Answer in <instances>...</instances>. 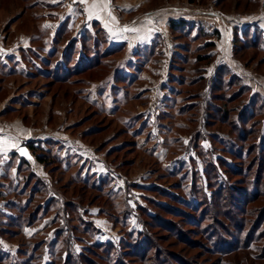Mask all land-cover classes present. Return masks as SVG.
I'll return each instance as SVG.
<instances>
[{
	"label": "rangeland",
	"instance_id": "obj_1",
	"mask_svg": "<svg viewBox=\"0 0 264 264\" xmlns=\"http://www.w3.org/2000/svg\"><path fill=\"white\" fill-rule=\"evenodd\" d=\"M112 6L118 17L116 22L109 17L105 24L110 20L118 26L122 23L115 34L102 25L105 33L98 32L83 5L63 6L62 0H0V122L24 137L17 141L20 144L15 143L18 147L10 146L11 153L1 154L0 150V261L5 264L59 260L66 256L63 240L69 238L71 248L78 252L101 243L120 248L125 233L136 237L146 229L139 217L146 211L141 208L180 222L179 217L159 209V203L193 215L196 197L201 198V191L211 192L206 178L197 180L192 188L195 174L205 177V160L211 157L218 164V157L225 156L235 163L211 137L200 141L201 153L195 148L193 134L203 127V120L202 113L194 114L197 108L193 110V105L206 77L227 65L253 94L264 97V51L235 46V29L224 26L249 22L238 29L240 38L247 25L254 31L261 27L258 24L264 26V0H112ZM161 6L163 11L151 12L153 31L142 28L140 13ZM171 19L187 20L190 26L194 22L196 28L173 31ZM65 23L60 53L48 61L51 41ZM199 29H205L208 36L194 37ZM214 30L220 34L211 37ZM86 31V52L91 54L98 32L97 55L107 66L69 72L68 66L77 60L62 62L61 52ZM209 42L215 44L213 59L200 63L196 56L208 52L204 43ZM120 44L124 46L118 53L105 52ZM59 63L64 68L60 72L56 71ZM197 76L204 80L197 83ZM207 130L235 139L224 125ZM208 131L206 135H210ZM28 140L43 148L42 152L52 149L58 163L51 159L45 165L33 156L29 166L19 172L18 161L14 163L11 156ZM32 171L37 180L30 178ZM43 181L53 186L45 188ZM94 182L103 183L102 191L92 190ZM52 187L59 188L62 195L47 210L55 195L49 191ZM31 194L36 203L30 214L31 210L21 209ZM71 200L76 201L79 218L65 208V202ZM235 201L244 205L239 195ZM38 203L47 208L35 212ZM251 206L259 213L263 209L264 215V197ZM211 216L214 213L205 224ZM182 225L187 243L164 229L154 227L153 232L169 253L198 264L217 263L204 249H193V239L200 240L193 233L196 229Z\"/></svg>",
	"mask_w": 264,
	"mask_h": 264
},
{
	"label": "trees",
	"instance_id": "obj_2",
	"mask_svg": "<svg viewBox=\"0 0 264 264\" xmlns=\"http://www.w3.org/2000/svg\"><path fill=\"white\" fill-rule=\"evenodd\" d=\"M190 23L187 20L171 19L170 28L173 31H177L185 27L190 29L192 26L194 30L196 24L193 22V25L190 26ZM93 25L97 27L98 32L105 33L99 21H94ZM234 29L235 46H239L243 50L250 45L249 47L252 49L264 51L263 28L256 26L254 31L252 25H247L242 29L243 36L241 38L239 28L235 27ZM87 32L80 38L70 41L61 52L62 62H67L70 59L71 61L73 59L77 60L71 65V68L68 66L69 72L78 71V73H85L94 68L103 69L107 66V63L102 62L104 58H98L97 55L99 53L97 47L98 32L96 33V38L93 39L92 45L94 49H91V54L86 52L89 49L86 46L89 41ZM215 32L217 36L220 34L218 30H214L210 36L216 35ZM63 34H66V23L60 27L51 41L52 50L49 53L50 56L47 58L48 61H51V59L55 58L54 56L60 53V45L64 42ZM208 34L205 29H199L197 35L194 37H206ZM78 44H81L80 49H78ZM214 45V42L204 43V46H208L206 47L208 52L198 54L199 56H196L198 62H211L214 56L212 53ZM123 46V44L116 45L108 48L105 52H113L115 54ZM153 46H151V49L154 50ZM152 52L151 50V54ZM75 55H77V58ZM60 65V63L57 64L56 67L58 69L56 71L60 72L63 68ZM74 66H77V68L73 69ZM45 69L47 74H51L50 70H48L49 68L45 67ZM197 77L195 78L198 81L197 83L204 80L200 76ZM206 80L205 87L200 90L197 96L198 102L193 105V110L197 108L194 114L201 115L202 113L203 120V127H198L193 134L195 148L198 153H201L200 141L211 137L222 146L223 153L233 156L235 163H230L223 156L218 157L216 160L218 164H216L214 159L212 160L210 157L205 160V177L202 178L200 174L194 173L195 179L192 188L197 180L203 181L206 178L205 180L208 182L211 192L207 194L201 191V198L196 197V201L191 207L193 215L159 203V209L173 217H179L180 222H172L169 218H161L159 213L154 209L141 208L146 211V213L143 211L144 215L141 214L139 216L146 229L138 232L136 237H133L130 232L125 233L120 248L111 245V243H101L93 244L87 251L78 252L71 248L69 238L63 240L66 256L60 257V261L56 260L49 264H198L194 259L193 261H189L184 256L167 252L159 242L161 239L157 238L153 232L154 227L164 229L168 233H171V235L173 234V237H176L177 240L187 243L189 242L187 238L186 241L183 240L186 237V233L182 230V227H184L182 224L191 225L193 229H196L193 233L200 240L193 239V242L190 241L193 244V249H204L205 253L207 252L209 256L216 257L217 263L214 264H264L263 209L260 208L261 213H259L258 208L256 210L251 206L253 201L264 197V97L260 93L253 94L251 87L243 83L242 79L231 71L227 65H222L215 73L206 77ZM223 89L228 94H225L226 92ZM217 124L230 128L231 132L235 135V139H232L228 134H213L207 130L209 127L216 126ZM207 131L210 135H206ZM228 140L229 142H227ZM25 144L32 151L33 156L41 163L46 165L51 159L58 163L56 155L55 157L54 154L52 155V149L49 148L42 152L43 148L36 147L33 140H28ZM38 149L41 151L39 153L45 154L42 155L36 152ZM11 157L14 163L18 161L19 172H22L29 166L30 160L20 156L16 151L12 153ZM29 175H31L30 178L38 179L33 171ZM30 178L26 179L25 188L29 186ZM43 183L45 188L49 187V185L53 186L51 182L47 183L43 181ZM83 183H85L84 185H88L86 181ZM102 184L96 185L94 182L91 188L92 190L97 189L102 191ZM95 187H99V189ZM35 189L36 186L33 187L32 192ZM49 191L55 193V195L53 194L54 196L49 201L50 203L48 202V208L42 207L38 203L34 208L35 212L46 208L49 210V206L55 198L62 195L59 188L56 190L52 187ZM194 192L196 191L194 190ZM86 195L84 194V196ZM235 195H239L242 198L244 205L235 201ZM84 196H82L83 199H85ZM34 200L35 198L31 194L28 203L21 210H33L32 204L36 203ZM105 201L108 202V200ZM65 208L70 210V214L73 217L78 216L79 218L80 213L77 211L78 206L76 201L65 202ZM211 213H214V216H211V220H208L205 224L208 215ZM253 216L254 218H252ZM248 224L250 225L249 227ZM244 232L246 233L243 237ZM61 236L62 234L60 235L59 233L60 239ZM98 249H102V252H99ZM0 264L5 263L0 261ZM18 264L31 263L26 261Z\"/></svg>",
	"mask_w": 264,
	"mask_h": 264
},
{
	"label": "crops",
	"instance_id": "obj_3",
	"mask_svg": "<svg viewBox=\"0 0 264 264\" xmlns=\"http://www.w3.org/2000/svg\"><path fill=\"white\" fill-rule=\"evenodd\" d=\"M63 1V6H78V5H83V6H85V9L88 7V5L89 4H91L92 2H93V0H88V4H85V3H74L73 2V0H62ZM50 2H52V0H50ZM53 3V2H52ZM163 5H164V3H163ZM117 6H119V5H117ZM138 5H136V7H137ZM157 6H159V5H157ZM110 7H111V16L112 17H115V19L118 17V15L116 14L117 13V11L115 10V11H113L112 9H113V6H112V0H111V5H110ZM135 6H130V8L129 9H133ZM162 7L163 6H161V7H157V8H151V9H149V10H147L146 12H141L140 13V24H141V27L142 28H145V30H146V28H148L147 30H149V29H152V31H153V28H154V26H153V16H154V14L152 13L151 14V12L152 11H156V12H160V11H163V9H162ZM135 9V8H134ZM130 13V12H129ZM127 14H128V12H127ZM151 14V15H150ZM228 16H236L235 14H227ZM99 16H100V18L99 19H97L95 16L91 19L92 21L94 20H96V21H99L100 23H101V25L109 32V33H111V34H115L116 32L117 33H119L118 32V30H116V28L118 29L119 27H121L122 26V23H120V25L118 26V24L117 25H115L114 24V22H116V21H109V24H108V27H106L105 26V20L107 21L108 19H109V15L107 14V12H103V13H99ZM136 17V16H135ZM132 18H134L133 16H132ZM193 19H195L194 21H197L196 20V18H193ZM163 20H164V17H162L161 18V21L163 22ZM240 21V20H239ZM199 21H197V23H198ZM158 23H160V21H158ZM247 23H249V22H244L243 24L241 23V24H237V23H233L232 25H231V27L229 26V24H226V25H224L226 28H231V30H233L235 27H237V28H240L242 25H245V24H247ZM199 24V23H198ZM204 25V24H203ZM259 26H261V27H263L264 28V26H262L261 24H258ZM109 28H111V31H109ZM219 29H221L220 28V26H219ZM222 30V29H221ZM233 32H234V30H233ZM233 38V37H232ZM149 41V40H148ZM147 41V42H148ZM17 126H18V124H17ZM21 132V131H20ZM20 132H17V131H12V129H10V128H8L6 125H4V123L3 122H0V139H3L4 141H6V143H3V144H0V150H1V154H5V153H11L10 152V146L13 144V143H18L17 141H20L21 139H23L24 137L22 136V134L20 133ZM18 144H20V143H18ZM12 147V146H11ZM5 152V153H4Z\"/></svg>",
	"mask_w": 264,
	"mask_h": 264
},
{
	"label": "snow or ice",
	"instance_id": "obj_4",
	"mask_svg": "<svg viewBox=\"0 0 264 264\" xmlns=\"http://www.w3.org/2000/svg\"><path fill=\"white\" fill-rule=\"evenodd\" d=\"M53 3H59L61 0H52ZM74 3H85L88 4V0H73ZM111 0H93L91 4L88 5L86 9H84L85 12L88 14V19L91 20L94 16L99 19V13L107 12L109 17H111L112 20H115V17L111 16ZM71 14V10H70ZM50 27V25H47ZM106 27H108L107 23L105 24ZM123 30H128L126 27ZM109 31H111V28H109ZM6 143L3 139H0V144ZM12 147L16 148L18 147L17 144L13 143L11 145ZM19 152L23 156H27L28 159H32V157L27 153V151L23 148H19Z\"/></svg>",
	"mask_w": 264,
	"mask_h": 264
},
{
	"label": "water",
	"instance_id": "obj_5",
	"mask_svg": "<svg viewBox=\"0 0 264 264\" xmlns=\"http://www.w3.org/2000/svg\"><path fill=\"white\" fill-rule=\"evenodd\" d=\"M19 148H23V149H25V150L27 151V153L33 158V154L30 152L29 148H28L26 145H22V146H20ZM19 148L17 149V153H18L20 156H22V157L28 159L27 156H23V155L20 154V152H19Z\"/></svg>",
	"mask_w": 264,
	"mask_h": 264
}]
</instances>
